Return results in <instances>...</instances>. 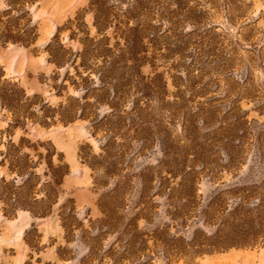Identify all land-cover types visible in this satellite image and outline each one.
<instances>
[{"label": "rangeland", "instance_id": "1", "mask_svg": "<svg viewBox=\"0 0 264 264\" xmlns=\"http://www.w3.org/2000/svg\"><path fill=\"white\" fill-rule=\"evenodd\" d=\"M0 264H264V0H0Z\"/></svg>", "mask_w": 264, "mask_h": 264}, {"label": "trees", "instance_id": "2", "mask_svg": "<svg viewBox=\"0 0 264 264\" xmlns=\"http://www.w3.org/2000/svg\"><path fill=\"white\" fill-rule=\"evenodd\" d=\"M135 7H136L135 3L131 4V6L129 7V10L127 12L129 18L132 17L133 14L135 13ZM101 8H102L101 4L95 3V10H93V11L95 13V27H96L97 31H100L101 24L107 18V15L102 13V9ZM30 34L31 35L28 36V38L26 40H22V39H10V40H12L13 42L21 43L23 45H27V44H30V42L35 38V30L32 31V33H30ZM5 38H9V37H5ZM5 38H3V39H5ZM51 46H52V42H49V44H47V52L50 55V58L52 59V61L56 65H58V61L53 56L52 49L50 48ZM87 48H89V47H87ZM100 48L105 50V51H107V49H104L103 47L96 48L95 50H100ZM98 75L99 76H105L106 72L105 71H98Z\"/></svg>", "mask_w": 264, "mask_h": 264}]
</instances>
